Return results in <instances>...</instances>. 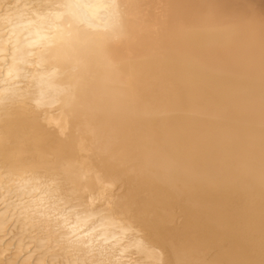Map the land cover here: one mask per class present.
Listing matches in <instances>:
<instances>
[{"label": "bare ground", "instance_id": "6f19581e", "mask_svg": "<svg viewBox=\"0 0 264 264\" xmlns=\"http://www.w3.org/2000/svg\"><path fill=\"white\" fill-rule=\"evenodd\" d=\"M0 33V264H264V0H0Z\"/></svg>", "mask_w": 264, "mask_h": 264}, {"label": "rangeland", "instance_id": "374dc122", "mask_svg": "<svg viewBox=\"0 0 264 264\" xmlns=\"http://www.w3.org/2000/svg\"><path fill=\"white\" fill-rule=\"evenodd\" d=\"M7 233H9V231H7L5 234H6V236H9V234H7ZM5 234L4 235H2L3 237H0V242H1V239L2 238H4V236H5ZM10 237V236H9ZM9 237L8 238H6L5 237V240H3V244L2 243H0V246H3V245H5V243L7 244V243H9L10 242V240H12V236L10 237V239H9ZM8 239V240H7ZM12 250L14 251L15 250V247L14 248H12ZM22 255H19L18 257H19V259L18 258H16L18 261H16L17 262V264H21V261H22V259L25 257V256H27V254L28 253H26V252H24V253H21ZM30 255L32 254L31 252L29 253ZM28 254V255H29ZM34 257H32L33 259L31 260V263H35L36 261H37V259H39V257L41 256V254L40 253H36V254H34L33 255ZM6 257V258H5ZM4 257V261L6 262L7 260H8V256H5ZM14 261V262H15ZM20 261V263H18ZM14 264H16V263H14Z\"/></svg>", "mask_w": 264, "mask_h": 264}, {"label": "clouds", "instance_id": "9594fccd", "mask_svg": "<svg viewBox=\"0 0 264 264\" xmlns=\"http://www.w3.org/2000/svg\"><path fill=\"white\" fill-rule=\"evenodd\" d=\"M4 21L6 22V23H10L11 21H12V17L11 16H5L4 17ZM3 34L2 33H0V36H2ZM9 38L8 37H4V43L5 44H9Z\"/></svg>", "mask_w": 264, "mask_h": 264}]
</instances>
